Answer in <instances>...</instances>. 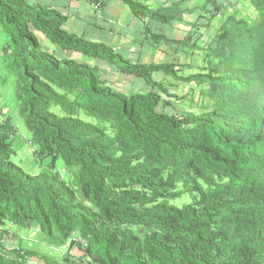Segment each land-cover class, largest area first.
Masks as SVG:
<instances>
[{"label": "trees", "instance_id": "16d2710c", "mask_svg": "<svg viewBox=\"0 0 264 264\" xmlns=\"http://www.w3.org/2000/svg\"><path fill=\"white\" fill-rule=\"evenodd\" d=\"M119 1L157 47L186 58L201 52V70L131 63L65 32L53 9L0 0L1 70L15 78L28 144L49 160L38 175L18 166V130L0 116V264H264V0H206L182 40L146 26L171 25L177 6ZM250 9L252 17L242 14ZM201 30L215 31L205 44ZM94 62L148 92L121 93ZM175 84L190 95L198 88L205 111H185ZM61 161L72 183L56 171ZM34 226L36 248L66 254L39 256L21 243L8 250L18 237L9 229Z\"/></svg>", "mask_w": 264, "mask_h": 264}, {"label": "crops", "instance_id": "0c3cea01", "mask_svg": "<svg viewBox=\"0 0 264 264\" xmlns=\"http://www.w3.org/2000/svg\"><path fill=\"white\" fill-rule=\"evenodd\" d=\"M31 5H41L57 11L66 18L63 30L74 34L87 41L102 43L124 58L135 64H154L179 62L175 59L185 57L182 54H173L161 45L151 43L146 37L145 23H142L119 0H101L99 7L93 0H26ZM151 11L177 6L176 21L171 25H163L153 21H146V26L153 34L167 36L171 40H182L191 30L192 24L198 21L201 12L198 8L204 5L206 0H135ZM240 1V0H236ZM174 15V16H175ZM178 15V16H177ZM206 34V30H201ZM215 32V31H214ZM213 32V33H214ZM81 61V56L72 55ZM173 60V61H172ZM106 79L112 82L114 77H127L115 72L110 66L102 62H94ZM134 80V77H128ZM128 85L132 88L136 80ZM139 88L142 84H139ZM146 92V91H145ZM31 230V229H30ZM31 232V231H30ZM28 232V233H30Z\"/></svg>", "mask_w": 264, "mask_h": 264}, {"label": "rangeland", "instance_id": "374dc122", "mask_svg": "<svg viewBox=\"0 0 264 264\" xmlns=\"http://www.w3.org/2000/svg\"><path fill=\"white\" fill-rule=\"evenodd\" d=\"M242 12V11H241ZM254 11L253 10H249V11H244L242 12V14L244 15H250V17L253 16ZM214 32V30L209 31L208 34H205L204 39L202 41V43H206L208 38L212 35V33ZM1 38V36H0ZM41 40V39H40ZM41 42L44 44V46H46L47 48H54V46L46 41L45 39L41 40ZM204 43V44H205ZM5 41L4 39H0V70H1V66H2V60H3V56H2V47L4 46ZM46 47H44L45 49H47ZM173 60H177L180 61L181 63H184L185 65H190L189 70H186V73H196L199 70H201V68L203 67V55L201 52L196 51L193 55V58H185L182 57L181 59H175L173 58ZM172 60V61H173ZM166 62H169L168 60H166ZM101 71V70H100ZM5 72V73H4ZM2 71L1 70V75H0V116L1 118H5L8 117L11 119L13 125L17 128L18 130V139L20 140V144H18V148L16 149L17 154L15 155V157L12 158V160L18 165L20 166L23 170H25L27 173L31 174V175H38L41 172H43L48 164H49V160L48 161H43L41 159H39L35 153H34V148L32 146H30L28 143L30 141V133L26 130L23 120L19 117L17 109H18V102L16 100L15 97V78L14 76L7 75V71ZM106 74L103 73V79H106ZM108 78H113L111 81L114 84V86H117L118 91H120L123 94H130V93H134V92H148V88L146 87H141L138 88L137 85L140 84V81H136V83L133 85L132 88H128L129 84H132V78H128V77H120V78H116L114 79V77H108ZM154 79L158 80L161 79V74H155L154 75ZM134 81V80H133ZM176 86H178V88H174L172 89L175 94L179 97V101L178 104H183L184 107H182L185 111L187 112H196V113H202L203 111H205V109L203 107H201L200 103H199V89L196 88L193 90V92L190 94H188L189 90H192L190 86H184L183 84H175ZM140 87V86H139ZM192 87L194 88V86L192 85ZM188 94V95H187ZM186 98V99H184ZM192 104L198 103L200 107H192ZM204 105H206V101L204 102ZM180 106V105H179ZM53 111L61 114L59 108H54L53 107ZM80 117L86 121H92L90 118L85 117L83 114H80ZM56 171L61 175V178L68 182V183H72V175L71 173L67 170V168L64 166V163L61 161L58 163L57 169ZM191 201L190 197H186L184 200H180L178 202H180L179 204L182 205L183 203H189ZM11 232H15L18 237H16V239L18 238V240L16 239H11L8 243V250L9 251H16V248L18 247V245L21 243L20 247L23 248H27L30 251H36L37 254L39 256H51V257H55V258H60L62 255V253L58 252V251H49L47 250L44 246H40V248H36L35 247V243L34 241H38L40 236V231L39 228L37 226H34L31 228V232L28 233V231L25 230H19L16 229L14 227H12L11 229H9ZM32 242V244H30ZM61 252L65 253L66 250H62ZM70 253L72 254H76V257H78L79 254V250L75 247L73 248ZM12 256H14V254H12ZM33 263H36V260L32 261Z\"/></svg>", "mask_w": 264, "mask_h": 264}, {"label": "clouds", "instance_id": "9594fccd", "mask_svg": "<svg viewBox=\"0 0 264 264\" xmlns=\"http://www.w3.org/2000/svg\"><path fill=\"white\" fill-rule=\"evenodd\" d=\"M75 240H76V239H75ZM30 244H32V242H31ZM62 250H63V249H62ZM62 250H61V251H62ZM64 250H65V249H64ZM54 251H58V252L62 253L63 255H65V254H66V253H63V252H61L60 250H54ZM66 252H67V251H66ZM71 255H74V256H76V254H72V253H70V256H71ZM78 256H79V255H78Z\"/></svg>", "mask_w": 264, "mask_h": 264}, {"label": "built area", "instance_id": "2783aa9c", "mask_svg": "<svg viewBox=\"0 0 264 264\" xmlns=\"http://www.w3.org/2000/svg\"><path fill=\"white\" fill-rule=\"evenodd\" d=\"M75 241V240H74Z\"/></svg>", "mask_w": 264, "mask_h": 264}]
</instances>
